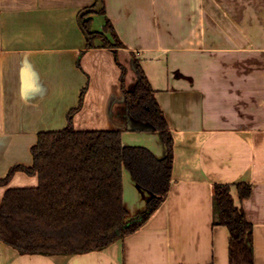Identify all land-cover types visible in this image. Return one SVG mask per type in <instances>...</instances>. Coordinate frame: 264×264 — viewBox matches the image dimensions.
Here are the masks:
<instances>
[{
    "label": "crops",
    "instance_id": "1",
    "mask_svg": "<svg viewBox=\"0 0 264 264\" xmlns=\"http://www.w3.org/2000/svg\"><path fill=\"white\" fill-rule=\"evenodd\" d=\"M96 4L0 0V179L32 166L38 135L66 128L83 91L76 130L121 131L124 147L164 159L160 132L126 111L136 57L173 136L169 193L142 228L103 251L20 255L0 242V264H231L229 229L215 225L216 184L252 187L243 202L235 189L233 198L253 226L252 264H264V0H104L92 31L109 19L125 47L97 39L89 49L79 15ZM38 183L17 172L0 205L8 189ZM123 198L131 220L152 194L124 169Z\"/></svg>",
    "mask_w": 264,
    "mask_h": 264
},
{
    "label": "trees",
    "instance_id": "2",
    "mask_svg": "<svg viewBox=\"0 0 264 264\" xmlns=\"http://www.w3.org/2000/svg\"><path fill=\"white\" fill-rule=\"evenodd\" d=\"M90 15L82 19L90 38L87 48H95L97 39L103 42V48L125 47L109 19L103 32H93ZM100 15H105V6ZM107 34L112 35L114 44ZM135 70L137 83L134 89L125 91L126 111L135 120L150 123L160 132L167 156L158 159L146 148L124 147L121 131L76 130L73 117L82 106L83 91L79 106L68 114L66 128L38 135V142L31 148L32 166H14L0 179V187L7 186L17 172L39 180L37 187L6 191L0 205V242L20 255L100 252L137 232L165 202L172 181L173 136L136 57ZM124 169L152 194L146 211L131 220L123 198ZM233 189L240 202L252 193V187L247 184H216L215 225L229 229L231 264H252L253 226L243 209L235 204Z\"/></svg>",
    "mask_w": 264,
    "mask_h": 264
},
{
    "label": "water",
    "instance_id": "3",
    "mask_svg": "<svg viewBox=\"0 0 264 264\" xmlns=\"http://www.w3.org/2000/svg\"><path fill=\"white\" fill-rule=\"evenodd\" d=\"M103 7H104V1L103 0H97V4L94 8H87V9L83 10L79 15V25H80L82 31L84 32L88 41L90 40V38L88 37L87 33L85 32V30L83 28L82 19L89 14H100V12L103 10Z\"/></svg>",
    "mask_w": 264,
    "mask_h": 264
}]
</instances>
